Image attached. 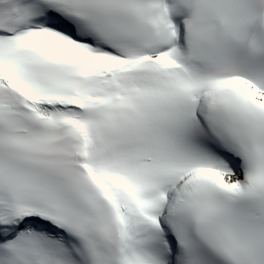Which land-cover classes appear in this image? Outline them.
<instances>
[{
    "label": "snow or ice",
    "instance_id": "1",
    "mask_svg": "<svg viewBox=\"0 0 264 264\" xmlns=\"http://www.w3.org/2000/svg\"><path fill=\"white\" fill-rule=\"evenodd\" d=\"M0 264H264V0H0Z\"/></svg>",
    "mask_w": 264,
    "mask_h": 264
}]
</instances>
